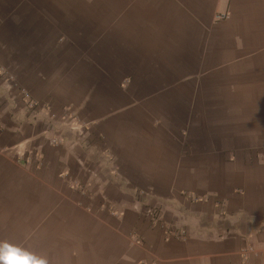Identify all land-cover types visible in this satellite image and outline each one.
<instances>
[{
  "label": "crops",
  "instance_id": "0c3cea01",
  "mask_svg": "<svg viewBox=\"0 0 264 264\" xmlns=\"http://www.w3.org/2000/svg\"><path fill=\"white\" fill-rule=\"evenodd\" d=\"M250 247L264 264V0H0V264Z\"/></svg>",
  "mask_w": 264,
  "mask_h": 264
},
{
  "label": "built area",
  "instance_id": "2783aa9c",
  "mask_svg": "<svg viewBox=\"0 0 264 264\" xmlns=\"http://www.w3.org/2000/svg\"><path fill=\"white\" fill-rule=\"evenodd\" d=\"M24 95L27 96V97H29L28 93H26V94L24 93ZM33 107H34V105L30 104V109H32ZM79 188H80V190L82 192H86L85 189L82 186H80ZM153 216H154V219H155L154 221L156 222V224L159 225V227L161 228V230H163V231H169V227L166 226L164 223H162L160 216H158L156 213H154ZM172 234L175 235V236H181L182 235V233H172ZM252 253H254V249L251 248V247L250 248H246L245 250H243V253H242V261L239 264H250V257H249V255L252 254Z\"/></svg>",
  "mask_w": 264,
  "mask_h": 264
},
{
  "label": "clouds",
  "instance_id": "9594fccd",
  "mask_svg": "<svg viewBox=\"0 0 264 264\" xmlns=\"http://www.w3.org/2000/svg\"><path fill=\"white\" fill-rule=\"evenodd\" d=\"M7 264H28V262H27V260H25L23 258L9 256L7 258Z\"/></svg>",
  "mask_w": 264,
  "mask_h": 264
}]
</instances>
